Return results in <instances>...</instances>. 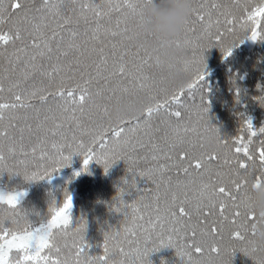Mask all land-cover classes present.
<instances>
[{"label": "snow or ice", "instance_id": "obj_1", "mask_svg": "<svg viewBox=\"0 0 264 264\" xmlns=\"http://www.w3.org/2000/svg\"><path fill=\"white\" fill-rule=\"evenodd\" d=\"M136 7L137 0H0V171L42 180L78 154L82 171L95 160L107 172L123 159L131 187L135 175L146 178L130 203L119 190L113 210L123 213L122 226L105 233L94 256L85 222L72 225L70 195L35 224L19 207L23 192H0V264H151L160 247L174 248L183 264H231L237 251L264 264L232 246L254 235L246 177L264 180V127L245 119L237 136L223 138L210 125L201 83L207 49L226 59L246 39L264 40V0H193L176 41L188 52L189 80L172 90L157 86L151 58L135 43ZM129 92L147 104L138 118L113 124L108 106ZM213 134L217 150L206 151Z\"/></svg>", "mask_w": 264, "mask_h": 264}, {"label": "trees", "instance_id": "obj_2", "mask_svg": "<svg viewBox=\"0 0 264 264\" xmlns=\"http://www.w3.org/2000/svg\"><path fill=\"white\" fill-rule=\"evenodd\" d=\"M204 56L207 75L201 82L202 95L206 98L210 123L225 139L237 136L245 119L251 120L256 129L264 127V106L256 99L264 94V40L246 39L226 59L217 47L207 49ZM83 167L82 157L73 154L68 166L42 180L27 181L20 174L0 171V192H23L19 207L35 224L47 219L53 201L60 206L70 195L72 225L85 222L84 238L90 246L87 251L94 256L102 253L105 233L122 226L123 213L113 210L119 190H126L122 198L130 203L140 194L138 189L146 186V178L135 175L136 187H131L133 173L123 159L116 160L107 172L95 160L84 171ZM147 261L183 264L172 247L152 251ZM231 264H255V261L237 251Z\"/></svg>", "mask_w": 264, "mask_h": 264}, {"label": "clouds", "instance_id": "obj_3", "mask_svg": "<svg viewBox=\"0 0 264 264\" xmlns=\"http://www.w3.org/2000/svg\"><path fill=\"white\" fill-rule=\"evenodd\" d=\"M192 4L193 0H137L133 16L137 33L134 40L151 58L149 74L162 89H179L189 80L190 74L184 66L188 52L176 41L184 33ZM230 45V40L225 41V47ZM256 99L264 106V94ZM147 102L148 98L143 93L129 92L120 95L109 104L107 119L113 124L123 119H136ZM219 134L221 135L220 130ZM217 147L214 134L203 143L206 151H215ZM254 175L255 173H251L246 177L248 182L244 202V210L255 216L254 226L250 228L254 235L244 244L232 246L247 248L258 260L264 262V180L257 182Z\"/></svg>", "mask_w": 264, "mask_h": 264}]
</instances>
